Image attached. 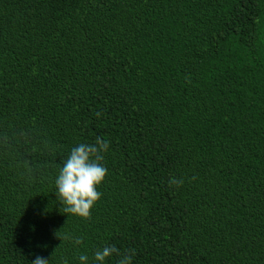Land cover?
<instances>
[{
    "label": "trees",
    "instance_id": "1",
    "mask_svg": "<svg viewBox=\"0 0 264 264\" xmlns=\"http://www.w3.org/2000/svg\"><path fill=\"white\" fill-rule=\"evenodd\" d=\"M97 137L101 196L66 215L55 176ZM108 244L264 264V0H0V264Z\"/></svg>",
    "mask_w": 264,
    "mask_h": 264
},
{
    "label": "clouds",
    "instance_id": "2",
    "mask_svg": "<svg viewBox=\"0 0 264 264\" xmlns=\"http://www.w3.org/2000/svg\"><path fill=\"white\" fill-rule=\"evenodd\" d=\"M108 150V141L99 137L93 143H78L59 166L54 180L55 197L66 215L90 218L91 209L101 196L97 189L106 177L107 169L102 161ZM171 183L178 182L172 179ZM72 243L79 246L82 239L76 237ZM114 256L117 257L116 264H132L134 250L121 253L116 246L108 244L96 249L91 258L81 253L77 260L78 264H106ZM31 264H49V260L37 255Z\"/></svg>",
    "mask_w": 264,
    "mask_h": 264
}]
</instances>
